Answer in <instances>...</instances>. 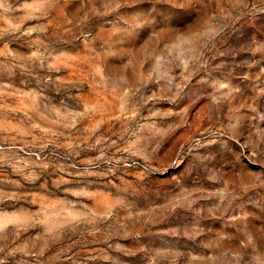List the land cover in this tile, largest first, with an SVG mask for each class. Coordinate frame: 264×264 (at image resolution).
Segmentation results:
<instances>
[{
    "label": "rangeland",
    "instance_id": "374dc122",
    "mask_svg": "<svg viewBox=\"0 0 264 264\" xmlns=\"http://www.w3.org/2000/svg\"><path fill=\"white\" fill-rule=\"evenodd\" d=\"M0 264H264V0H0Z\"/></svg>",
    "mask_w": 264,
    "mask_h": 264
}]
</instances>
